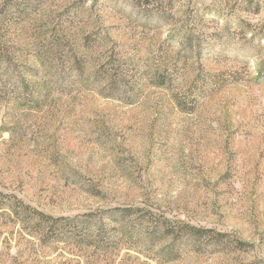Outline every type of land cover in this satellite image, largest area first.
I'll return each instance as SVG.
<instances>
[{
	"label": "rangeland",
	"instance_id": "obj_1",
	"mask_svg": "<svg viewBox=\"0 0 264 264\" xmlns=\"http://www.w3.org/2000/svg\"><path fill=\"white\" fill-rule=\"evenodd\" d=\"M102 1L0 0V48L13 47L17 65L30 64L47 93L37 110L0 104V191L53 217L138 206L222 232L223 240L209 232L169 262H161V246L118 243L103 254L55 241L61 229L46 241L0 208V264H264V0L242 13L233 1L181 0L175 18L194 3L210 7L199 30L221 33L210 44L218 50L169 63L163 85L134 77L143 86L124 88L126 98L95 83L109 67L94 57L115 49L117 61L144 59L174 26L142 28L141 9L128 17L118 11L129 10L124 4ZM218 4L224 15L212 22ZM81 30L107 41L91 47L74 82L63 59L51 69L38 55ZM129 64L130 75L146 68Z\"/></svg>",
	"mask_w": 264,
	"mask_h": 264
},
{
	"label": "trees",
	"instance_id": "obj_2",
	"mask_svg": "<svg viewBox=\"0 0 264 264\" xmlns=\"http://www.w3.org/2000/svg\"><path fill=\"white\" fill-rule=\"evenodd\" d=\"M92 1L93 5L97 4L98 6L100 3V0ZM113 1L122 3L129 8V10L123 7L118 8L121 14L128 17H132L135 11L139 10L140 12L141 9V13L144 16H135L137 14L134 16L138 18L142 17L144 20L140 24L142 28L174 27H172L171 34L169 35L170 40L168 38L164 43L158 44L157 49L144 59L135 60L137 57L117 58L118 61H121L118 62L116 55L120 53V50L115 52V49L112 51L115 57H113L111 50L103 51L98 57L95 56V60L99 59L102 61L103 64L101 66L109 67L104 68L95 75V83H98V86L107 92H114V95H117L119 91L121 92L120 95L123 96L124 88L131 90L134 87L133 85L136 88L142 87L143 82L134 84L132 80L134 77L137 78L140 75L143 76L139 79L140 81L149 78L154 84L163 85L164 81H166L165 74H167V69H169L167 66L169 63L174 64L181 60L184 62L197 57L201 58L205 53L211 54L218 50L216 47L211 48L214 45L210 46V44L218 45L217 39L220 40L221 33H210L209 35L202 36L200 33L203 32L199 30L202 23H205L206 19L209 18L207 10L210 7H206L205 10L197 7L194 3L191 8H188L190 6L188 5L187 8L189 10L186 8L182 11L181 16L175 18V14L172 11L176 9L177 4H180L181 0ZM229 1H233L232 5H234L236 13H242L247 11V7H249L253 0H226L227 3ZM101 3L103 4L102 0ZM218 5L216 11L211 8L217 12L214 20H210L212 22H215L224 15V8ZM231 6L230 8H232ZM230 13H232L231 10ZM226 14L228 15V13ZM74 23L76 22L73 21V18H70L69 24H71V27L74 26ZM239 27L243 30V26ZM225 30H228V27ZM208 40H212V42L208 43ZM106 41L107 38L99 37V31L94 30V32L86 33L85 30H81L79 33L73 34L68 31V36L60 37L59 40H54L50 46H45L42 54L38 55L39 60L42 62L48 61V65L52 69V67H55V62L63 59L64 68L67 72L73 74L74 82L81 81L84 76V65L86 59L89 58L88 55L91 52V47L96 43L103 44ZM175 48L176 50L172 51ZM14 53L13 47L2 46L0 48V104L5 103L8 105V103H11L13 109L17 111L26 110L28 112L37 110L42 104L40 99L47 97L46 92H41L45 84L36 80L38 79L37 75H35L37 72H33L32 74V66L26 64V61L22 66H18L19 60L14 56ZM102 56L107 58V62H103L100 59ZM125 62L133 63L132 65H142L146 68L143 71L135 69L130 75L127 67L131 65L126 63L127 65L124 66ZM262 64L264 65V62ZM60 66L62 67V65ZM113 68L115 69L113 70ZM10 69L13 70L11 75L8 74V70ZM12 78L14 80H11ZM123 97L126 98L128 95H124ZM0 208H3L2 211H5L4 208L8 209L9 214L20 223L32 227L35 232H41V236L43 238L46 237V241L49 239L50 234L61 229L54 233L55 241L69 238L81 245H90L94 250L99 248L103 254L109 252L110 245H117L118 243L129 244L130 246L132 244H140L150 249L161 246L157 252L162 257L161 262L174 260L179 254L178 249L180 247L183 249L190 242L201 241V239L209 235V232H212V237L216 239V242H222L224 236L222 232H215L212 229L195 226L182 220L171 219L163 214H155L138 206L111 208L97 212L82 213L71 217H53L50 214L33 208L28 203H24L13 194L0 191ZM175 243H177L176 249L173 247ZM234 243L242 245V242L240 240L237 241V239L234 240ZM173 252L174 256L172 255Z\"/></svg>",
	"mask_w": 264,
	"mask_h": 264
}]
</instances>
